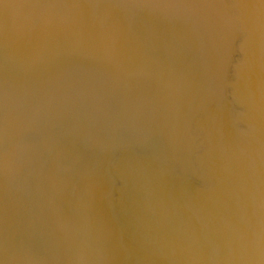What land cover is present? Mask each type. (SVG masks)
<instances>
[{
	"label": "bare ground",
	"instance_id": "obj_1",
	"mask_svg": "<svg viewBox=\"0 0 264 264\" xmlns=\"http://www.w3.org/2000/svg\"><path fill=\"white\" fill-rule=\"evenodd\" d=\"M0 264H264V0H0Z\"/></svg>",
	"mask_w": 264,
	"mask_h": 264
}]
</instances>
